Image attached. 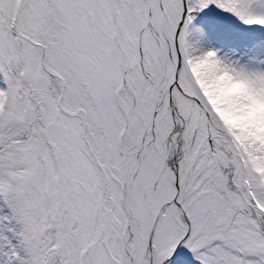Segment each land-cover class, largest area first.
<instances>
[{"label":"snow or ice","instance_id":"6c2138e0","mask_svg":"<svg viewBox=\"0 0 264 264\" xmlns=\"http://www.w3.org/2000/svg\"><path fill=\"white\" fill-rule=\"evenodd\" d=\"M249 31L264 0H0V264H264V143L204 86L264 93Z\"/></svg>","mask_w":264,"mask_h":264},{"label":"rangeland","instance_id":"374dc122","mask_svg":"<svg viewBox=\"0 0 264 264\" xmlns=\"http://www.w3.org/2000/svg\"><path fill=\"white\" fill-rule=\"evenodd\" d=\"M248 35L249 34L246 35L244 40H249L247 38L249 37ZM258 43H261L262 46L257 45ZM254 44L257 46L251 48H244V44H239L242 54H244L245 56L244 59L232 57L230 51L228 52V55L234 59H238L242 64L259 66L258 64H260L261 60L264 59V33L262 35H259V38L254 42ZM230 85H236V91L234 92H238L237 97H243L241 102L237 104L240 107L241 113H247L248 117L246 119H243L241 116L240 119L238 115L232 114L228 109L231 108L233 100L229 98H225L224 101H222V99L214 100L211 96L209 97L210 100L223 102L219 104L217 111L221 112L222 117L225 118L228 123L235 127H238L246 136H252L264 143V93L249 92L245 88L240 90L238 87V85L240 84L233 81ZM240 87L242 88L241 85ZM241 104L243 106H241Z\"/></svg>","mask_w":264,"mask_h":264},{"label":"bare ground","instance_id":"6f19581e","mask_svg":"<svg viewBox=\"0 0 264 264\" xmlns=\"http://www.w3.org/2000/svg\"><path fill=\"white\" fill-rule=\"evenodd\" d=\"M219 82L221 83V92H220L218 99H222V101H224L225 98H227V99L229 98V99L233 100L231 108H228V109L231 111L232 114L238 115L240 119H241V117L243 119H246L248 117L247 113H241L240 107L238 106L237 103L234 102L236 100L235 97H237L238 92L229 91V89H232L231 87H228L232 83V80L225 75L221 80H219ZM241 86H242V88L240 87V85H238L240 90H242L244 88L243 85H241ZM224 110H225V108H224Z\"/></svg>","mask_w":264,"mask_h":264},{"label":"clouds","instance_id":"9594fccd","mask_svg":"<svg viewBox=\"0 0 264 264\" xmlns=\"http://www.w3.org/2000/svg\"><path fill=\"white\" fill-rule=\"evenodd\" d=\"M197 71H200L198 68ZM204 86L207 89L209 96H211L214 100L218 99L221 92V83L219 81H205ZM229 87L234 88L236 85H230Z\"/></svg>","mask_w":264,"mask_h":264}]
</instances>
